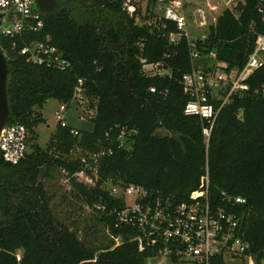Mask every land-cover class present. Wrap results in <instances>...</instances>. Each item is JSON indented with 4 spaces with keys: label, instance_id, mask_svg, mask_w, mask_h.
<instances>
[{
    "label": "trees",
    "instance_id": "trees-1",
    "mask_svg": "<svg viewBox=\"0 0 264 264\" xmlns=\"http://www.w3.org/2000/svg\"><path fill=\"white\" fill-rule=\"evenodd\" d=\"M85 1L97 3L101 16L92 20L89 13L60 3L53 12L42 13L43 27L24 34V40L0 34L8 65L9 124L26 126L27 143L33 127L42 120L36 107L48 98L68 103L78 78L84 82L88 105L96 109L92 129H77L74 134L73 127L57 123L47 148L32 144L18 164L5 162L0 152V264H146L151 251L139 250L130 238L132 229L116 226L114 217L105 213L123 204L121 197L109 194L107 184H140L180 202L198 188L206 162L211 195L224 190L246 199L236 209L256 263L262 264L264 94L233 98L219 111L206 145L199 118L183 114L188 96L180 76L190 69L187 42L169 44L163 35L136 24L119 5ZM261 1L240 0L237 15L225 10L209 27L205 45L215 49L218 58L231 64L244 62L256 33L263 30L264 17L257 8ZM47 38L59 48L68 66L35 64L18 53L24 41ZM140 39L147 59L164 60L170 76L142 74L135 45ZM165 52L169 53L166 59ZM249 84L264 87V63L251 75ZM151 85L156 92L149 90ZM123 126L135 133L126 138L127 148H118ZM108 147L111 153L98 159L96 170L88 169L86 163L93 162L89 153ZM44 164L60 169L77 196L96 210L115 236H121L119 244L96 253L55 217L51 197L38 182ZM80 170L86 171L92 184L74 177ZM209 264H225V260L213 255Z\"/></svg>",
    "mask_w": 264,
    "mask_h": 264
},
{
    "label": "built area",
    "instance_id": "built-area-1",
    "mask_svg": "<svg viewBox=\"0 0 264 264\" xmlns=\"http://www.w3.org/2000/svg\"><path fill=\"white\" fill-rule=\"evenodd\" d=\"M97 1L119 5L134 17L136 24L148 26L153 32L166 37L173 46L182 40L187 42L190 69L180 76L183 90L188 96L183 106V114L199 118L206 145L219 111L233 98L264 94V87L252 88L249 84L251 75L264 63V23L263 30L256 33L253 48L247 52L240 65L218 58L216 50L205 45L209 27L215 25L217 18L225 10L237 15L240 0H218L219 5L209 3L208 14L197 6L193 7V0ZM257 8L264 17V0ZM0 11L6 13V24L0 27L1 35L17 36L24 40V34L37 32L44 25L43 12L36 8L34 0H0ZM195 16L199 18L194 19ZM208 18L210 21L206 35L190 33L192 25L196 29L206 27ZM135 45L138 47L136 59L145 77L170 76L164 60L152 62L144 55L143 39L138 40ZM13 46H16V42ZM18 53L24 55L29 62L48 67L64 68L69 64L49 38L44 41L26 40ZM167 57L169 53L165 52L163 58ZM83 83L78 78L72 98L66 104L75 102L85 113L81 119L87 116L93 119L96 109L88 104L85 106L88 100ZM149 90L156 92V87L151 85ZM67 105L61 104L54 113L61 126L67 125ZM72 132L77 134L78 130L73 129ZM133 133L135 130H126L123 126L116 146L127 148L129 143L126 138ZM27 138L28 132L24 124L8 123L0 136L3 160L18 164L28 152ZM107 153H111V148L92 151L89 157L93 162L86 163V167L95 171L94 164ZM204 170L198 188L191 192L189 198L180 202H173L140 184L108 183L106 189L109 194L121 197L123 204L113 206L105 213L114 217L116 226L131 228L133 234L130 238L137 242L139 250H150L151 256L209 264L211 256L221 255L224 260L229 258L238 260L241 264H257L247 238L246 227L236 209L237 206H244L246 199L224 190L215 197L211 195L207 162ZM74 177L92 184V179L85 170L77 171ZM118 237L121 241V236ZM261 263L264 264V255Z\"/></svg>",
    "mask_w": 264,
    "mask_h": 264
},
{
    "label": "rangeland",
    "instance_id": "rangeland-1",
    "mask_svg": "<svg viewBox=\"0 0 264 264\" xmlns=\"http://www.w3.org/2000/svg\"><path fill=\"white\" fill-rule=\"evenodd\" d=\"M209 3L219 5L218 0H193L192 2L193 7L197 6L203 9L206 14H208ZM3 14L4 17L2 24L5 25L6 13ZM198 18L199 16L194 17V19ZM209 21L210 18L207 19V26L204 28L196 29V27H193L192 25L190 33L192 35H206ZM61 104L67 105L56 98H48L43 102L41 107H36V110L41 113L42 120L33 127L31 138L28 141V151L32 144H38L41 149L47 148L51 134L54 132L57 125L54 113ZM87 104L88 101L85 106ZM83 115H85V113H83V108L72 101L66 107L65 122L74 129H92V118L87 116L84 119H81V116ZM24 180H27V176L24 177ZM78 180L82 181L81 179ZM38 182L51 197L50 205L55 217L61 221V223L73 230L77 236L88 246L92 247L96 253L106 246L119 244L120 238L115 236L109 227L104 224L94 208L88 206L81 197L77 196L70 184L64 179V176L58 167L55 165L47 166V164H44L39 172ZM18 255H21L20 251H18ZM146 264L195 263L184 260L173 261L167 257L152 255L147 258ZM225 264L241 263L238 260L227 258L225 259Z\"/></svg>",
    "mask_w": 264,
    "mask_h": 264
},
{
    "label": "water",
    "instance_id": "water-1",
    "mask_svg": "<svg viewBox=\"0 0 264 264\" xmlns=\"http://www.w3.org/2000/svg\"><path fill=\"white\" fill-rule=\"evenodd\" d=\"M71 1H75L77 5L84 8H94L98 13L102 11V8L95 2L88 3L85 0H34L35 6L43 13L53 12L60 2L69 4ZM5 12L0 11V27L3 25V17ZM7 79H8V65L4 51L0 47V136L9 123L10 110L7 95Z\"/></svg>",
    "mask_w": 264,
    "mask_h": 264
},
{
    "label": "flooded vegetation",
    "instance_id": "flooded-vegetation-1",
    "mask_svg": "<svg viewBox=\"0 0 264 264\" xmlns=\"http://www.w3.org/2000/svg\"><path fill=\"white\" fill-rule=\"evenodd\" d=\"M60 3H63V2H60ZM63 4H64V3H63ZM64 5H66V4H64ZM66 6H67L69 9H71V10H79V9H81V10H83L84 12L89 13V15H91V17H92V20L95 19L96 16H97V17H100L101 14H102V12L98 13L95 9H94V10H93V9L91 10L90 8L87 9V8H84V7L80 6V5H77L75 1H71V2H70L69 4H67Z\"/></svg>",
    "mask_w": 264,
    "mask_h": 264
}]
</instances>
